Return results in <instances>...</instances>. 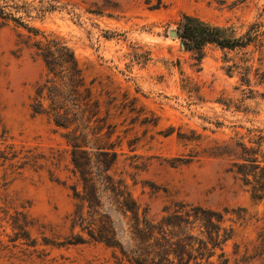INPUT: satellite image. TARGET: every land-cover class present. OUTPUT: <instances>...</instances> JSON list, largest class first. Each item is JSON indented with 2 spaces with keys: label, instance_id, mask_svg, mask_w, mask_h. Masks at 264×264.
I'll return each instance as SVG.
<instances>
[{
  "label": "rangeland",
  "instance_id": "1",
  "mask_svg": "<svg viewBox=\"0 0 264 264\" xmlns=\"http://www.w3.org/2000/svg\"><path fill=\"white\" fill-rule=\"evenodd\" d=\"M58 2V10L32 24L68 43L85 77L94 82L103 110L107 100V124L114 126L111 142L118 153L109 174L123 180L155 219L176 203L246 209L249 220L233 225L224 251L229 264H264V201L250 200L230 172L228 158L207 155L214 142L248 140L257 134L254 129L264 134V64L252 47L231 51L208 45L199 59L169 36L185 15L233 28L239 37L252 22L264 21V0ZM19 33L0 21V125L5 130L0 151L18 156L0 159V264H114L112 249L102 243L69 244L76 234L88 239L72 231L67 219L76 204L70 186L77 184L70 173V149L61 137L64 131L30 111L29 99L45 69L18 43ZM24 157L46 160L37 159L39 170L12 168ZM109 202L103 198L100 210L111 217L117 242L128 248L129 219ZM24 218L32 226L27 235H18L14 226Z\"/></svg>",
  "mask_w": 264,
  "mask_h": 264
},
{
  "label": "trees",
  "instance_id": "2",
  "mask_svg": "<svg viewBox=\"0 0 264 264\" xmlns=\"http://www.w3.org/2000/svg\"><path fill=\"white\" fill-rule=\"evenodd\" d=\"M58 3V0H0V21L2 26L12 24L21 29L18 43L43 63L45 74L33 88L29 108L34 116H44L55 128L64 131L61 137L70 149V173L77 184L70 186L76 204L67 219L72 231L78 229L88 239L76 234L72 236L74 242L69 244L102 243L112 249L114 264H229L224 248L232 236L233 225L249 220L246 209L211 210L176 203L155 219L148 208H142L133 199L123 180H115L109 174L117 163L118 153L117 144L111 142L114 126L107 124V100L103 110L94 82L87 80L68 43L32 24L58 10ZM177 38L185 50L196 53L199 59L208 45L231 51L252 47L253 55L264 64V21L252 22L237 37L233 28L211 26L184 15ZM0 131L5 133L1 125ZM253 131L257 134L248 140L241 136L214 142L207 155L228 158L230 172L250 200L258 204L264 201V134L262 130ZM9 154L0 151V159L5 162L18 157L15 151L10 158ZM22 159L12 168L30 166L39 170L37 159L46 160L43 157ZM103 198L111 201L108 204L114 212L129 219L128 248L117 242L111 217L100 210ZM227 221L229 226H225ZM31 226L32 222L24 218L14 227L18 235H27L26 229Z\"/></svg>",
  "mask_w": 264,
  "mask_h": 264
},
{
  "label": "water",
  "instance_id": "3",
  "mask_svg": "<svg viewBox=\"0 0 264 264\" xmlns=\"http://www.w3.org/2000/svg\"><path fill=\"white\" fill-rule=\"evenodd\" d=\"M169 36H170V37H177V33H176L175 31H171V32L169 33Z\"/></svg>",
  "mask_w": 264,
  "mask_h": 264
}]
</instances>
